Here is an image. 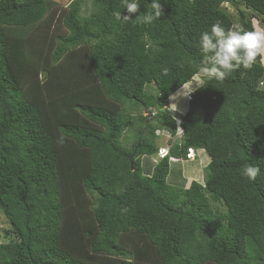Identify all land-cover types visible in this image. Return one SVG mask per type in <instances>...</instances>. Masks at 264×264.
I'll list each match as a JSON object with an SVG mask.
<instances>
[{"label": "trees", "instance_id": "1", "mask_svg": "<svg viewBox=\"0 0 264 264\" xmlns=\"http://www.w3.org/2000/svg\"><path fill=\"white\" fill-rule=\"evenodd\" d=\"M239 1L264 25V0ZM160 2L144 24L115 18L122 0H92L86 17L83 0H0V264H264L261 56L223 80L203 74L180 118L170 155L203 150L202 183L168 184L167 158L143 172L156 131L177 133L164 106L200 74L201 34L235 26L227 0Z\"/></svg>", "mask_w": 264, "mask_h": 264}, {"label": "clouds", "instance_id": "2", "mask_svg": "<svg viewBox=\"0 0 264 264\" xmlns=\"http://www.w3.org/2000/svg\"><path fill=\"white\" fill-rule=\"evenodd\" d=\"M122 2L124 5L125 14H122L119 11L113 13L115 18L118 20L127 21L132 19L134 16L141 23L151 24L155 19H158L164 15V10L160 0H151V3L149 4L153 10L151 13H140V4L138 0H122ZM200 46L204 54V61L202 62L199 69L200 73H203L204 76L208 77L209 79L214 78L217 80H223L225 77L237 71L241 67H243L245 70H252L253 66L257 62V58L262 52H264V29H254L247 31L240 26H231L226 29L223 23L217 20L211 26L210 31H206L201 34ZM168 72L169 70L167 68L162 70L163 75H168ZM185 86H188L187 89H190V82L186 83L180 89L184 88ZM185 91L183 92V95ZM193 91L195 90L193 89L184 96L188 97ZM186 102L188 103L189 101ZM177 108L178 107H176L174 111L178 112L179 117L175 118L171 115L176 122L177 128V133L174 136L176 137V140H174V142L180 139L182 136V129L179 124L181 123V116H183L186 111L184 110V112L180 113V108ZM166 134L168 133L164 130L156 131L158 138L159 136L162 137ZM174 137L170 136V138ZM171 147V145H167L166 147L158 146L157 152L154 155L148 157L149 161L152 163L151 159L154 158L158 163L160 160L167 158L170 165H172V163L174 164L179 162H186L190 164L196 162L200 155L197 153L198 150L190 149L188 151L187 159L182 160L170 155ZM159 150H163L164 152L162 157L159 154ZM191 153L193 154V157L189 156ZM156 164H153V166ZM205 167L206 166H204V168ZM204 168L203 171H199L201 174L202 172L204 173ZM260 174V168L253 164H245L241 170V175L252 181H255ZM129 264H131V258Z\"/></svg>", "mask_w": 264, "mask_h": 264}, {"label": "rangeland", "instance_id": "3", "mask_svg": "<svg viewBox=\"0 0 264 264\" xmlns=\"http://www.w3.org/2000/svg\"><path fill=\"white\" fill-rule=\"evenodd\" d=\"M53 1L57 3L58 5L57 8L61 10L63 7L68 5L69 2L72 0H53ZM91 1L92 0H83V5L81 7L82 16L86 17L89 15V12L92 10ZM221 8L230 17L232 23L235 26L238 25V16H237L238 10H243L247 14V16L251 18L250 11L247 10L245 6L239 0H227V2H225ZM251 21H252V25L254 29H264V25L260 23L258 19L251 18ZM260 56H261V59H260L261 64L264 66V52H262ZM203 78H204L203 73H200L194 76L193 79L190 81V86H191L190 89L193 90L197 88L198 86H200L202 82L204 81ZM259 86L260 88L264 89V78L260 81ZM187 87L188 86H185L184 88L180 89L178 92L170 96L167 99L166 105L164 106V110L170 113V115H172L175 118L179 117L178 112L174 111L176 107L180 108L179 109L180 113L184 112V110L187 109L188 104L185 101V97L183 98V92L187 90ZM146 90L151 93H154L153 87L150 84L146 86ZM177 95L179 96L178 98H177ZM136 112H137L136 113L137 115H143V116L147 115V112L142 113L140 110H137ZM174 140H176V137L168 138L167 135H164L162 137L159 136V138L156 141V144L158 146H163V147H166L167 145L172 146L173 145L172 143H174ZM123 141L125 142V139H123ZM129 143H131V139L128 141L126 140V143H125L126 147H128ZM203 152L199 153L201 156L199 155L198 159L196 160L197 163L199 162L200 158H201L200 162H204L205 160H207V163L209 162V157L207 156L205 152L204 153ZM196 162L194 164H196ZM147 163H149V159L147 157L143 158L142 167H143L144 174H148L147 173ZM174 164L172 163L171 165L170 174H169L170 180L169 178L167 179L168 184L171 185L172 183L170 181L171 179H174L173 180L174 183L172 184V186L179 185L184 188H187L189 186V183L195 179H197L195 181H199L200 183L203 182L204 173L202 172L201 174V172H198L196 168H193L194 165H192V163L190 165L189 163H186V162L184 163L179 162V164H177L176 166ZM188 166H191V167L188 168ZM8 228H9V225L7 223L6 217L4 216L3 212L0 210V243L6 242L8 240V238L4 237L5 236L4 231L7 230Z\"/></svg>", "mask_w": 264, "mask_h": 264}, {"label": "crops", "instance_id": "4", "mask_svg": "<svg viewBox=\"0 0 264 264\" xmlns=\"http://www.w3.org/2000/svg\"><path fill=\"white\" fill-rule=\"evenodd\" d=\"M179 96L177 95V98H178ZM201 152H203V150H198V153H201ZM204 153V152H203ZM201 156V155H200ZM201 159V158H200ZM200 159H199V162L197 163L196 162V164H194V163H192V165H194L193 166V168H196L197 170H198V172L199 171H203V168H204V166H206L207 165V160H205L204 162H200ZM177 164H179V163H176V164H174L175 166L177 165ZM190 165H191V163H190ZM151 163L149 162V163H147V173L149 174L150 172H151ZM191 166H188V168H190ZM178 168V167H177ZM179 175H180V173H179ZM171 176V175H170ZM168 178H169V180H170V177L168 176ZM173 180L174 179H171V181H172V183H173ZM195 180H197V179H195ZM190 184V183H189Z\"/></svg>", "mask_w": 264, "mask_h": 264}, {"label": "built area", "instance_id": "5", "mask_svg": "<svg viewBox=\"0 0 264 264\" xmlns=\"http://www.w3.org/2000/svg\"><path fill=\"white\" fill-rule=\"evenodd\" d=\"M190 91H192V89H187V90L185 91L184 95H187V93L190 92ZM192 93H193V92H191V93L189 94L188 97H185V96L183 95V97H185V100H186V101H189V100L191 99ZM166 135H167L168 138H170L169 134H166ZM159 151H160L159 154H160V156L162 157V156L164 155V152H163V150H159ZM189 156H192V157H193V154L191 153V154H189ZM151 161H152L153 164H156V163H157V160L154 159V158H152Z\"/></svg>", "mask_w": 264, "mask_h": 264}, {"label": "water", "instance_id": "6", "mask_svg": "<svg viewBox=\"0 0 264 264\" xmlns=\"http://www.w3.org/2000/svg\"><path fill=\"white\" fill-rule=\"evenodd\" d=\"M144 112L146 113L147 112V110L146 109H144ZM131 160V159H130Z\"/></svg>", "mask_w": 264, "mask_h": 264}, {"label": "bare ground", "instance_id": "7", "mask_svg": "<svg viewBox=\"0 0 264 264\" xmlns=\"http://www.w3.org/2000/svg\"><path fill=\"white\" fill-rule=\"evenodd\" d=\"M179 90H180V89H179ZM179 90H178V91H179ZM178 91H177V92H178ZM175 93H176V92H175Z\"/></svg>", "mask_w": 264, "mask_h": 264}]
</instances>
